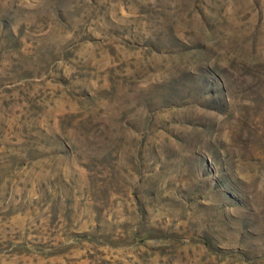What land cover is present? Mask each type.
<instances>
[{"label": "rangeland", "instance_id": "374dc122", "mask_svg": "<svg viewBox=\"0 0 264 264\" xmlns=\"http://www.w3.org/2000/svg\"><path fill=\"white\" fill-rule=\"evenodd\" d=\"M0 264H264V0H0Z\"/></svg>", "mask_w": 264, "mask_h": 264}]
</instances>
